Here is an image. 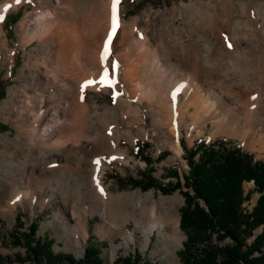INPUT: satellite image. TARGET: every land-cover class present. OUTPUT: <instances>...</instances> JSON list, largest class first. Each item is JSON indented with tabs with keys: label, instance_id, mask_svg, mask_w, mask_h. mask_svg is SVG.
<instances>
[{
	"label": "rangeland",
	"instance_id": "374dc122",
	"mask_svg": "<svg viewBox=\"0 0 264 264\" xmlns=\"http://www.w3.org/2000/svg\"><path fill=\"white\" fill-rule=\"evenodd\" d=\"M59 1L62 6L53 0H20L19 3L0 0V10L7 7L0 20V257L6 264H29L23 260L28 251L26 243L35 242L21 237L18 245L13 236L15 228L29 232L34 227V239L51 241L55 253H70L78 258L88 242H93L100 248L106 264H113L116 258L135 251L152 264H183L178 252L186 233L179 221L185 202L182 190L189 189L182 185L180 189L163 193L156 187L145 186L147 176L167 184L177 180L166 177L175 169L184 184V174L189 171L185 145L191 148L199 139L206 143L222 140L229 146L253 153L255 159L264 160L260 144L253 147L239 136L213 134L215 120L231 121L232 116L225 112L231 101L242 108L251 104L254 129L264 126V0H119L116 11L122 25L119 24L108 42L107 52L104 51L107 40L97 38L96 22L102 5L109 0ZM71 8L74 13L70 15ZM45 10L53 12L59 26L60 23L64 27L75 25L84 18V25L91 28L90 32L85 30L88 36L85 44L96 51L99 49L97 60L85 55L76 60L80 70L100 85L84 89L85 114L77 117V122L74 116V126L79 133L72 137L80 146L49 143L53 139L51 135L62 128L68 129V121L52 123L53 133L41 131L49 122L50 112H60L68 104L76 105L79 90L72 78L76 71L72 69L70 74L69 63H66L67 76L62 79L71 84L70 94H66V87L60 82L44 86L42 74L53 73L51 63L57 57L56 46L47 48L37 39L29 42L26 23L32 21L37 12ZM214 25L226 31L229 41L225 42L224 50L220 48L217 52L214 51V46L219 48ZM146 47L155 50L161 59L159 79L153 89L163 95L158 93L157 98L167 96L170 103L177 104V109L182 111L178 138L164 122L166 115L156 97L141 93L144 83L139 77L142 63L138 53ZM113 62L127 67L131 80L124 83L121 79L120 82L128 95H132L133 104L139 107L142 126L132 123L119 110L115 90L101 85L106 71L112 70ZM198 67L202 71L194 82L203 91L209 87L216 90L224 103H218L217 96L210 95L211 101H217L210 118L200 117L194 131L189 132L193 108L188 100L189 86L184 82L194 77ZM207 67L214 72L210 78L205 73ZM58 69L60 72V65ZM167 86L169 88H165ZM29 96H35L34 100L29 101ZM39 109H43L44 114L39 116L37 131L31 133ZM99 137L110 138L119 149L127 151L129 161L112 155L101 157V151L94 145V139ZM41 138H45V142ZM176 142L180 151L176 150ZM97 166L102 167L103 192L97 190L94 181ZM133 179L141 184H135ZM244 190L245 193L250 191L249 198L242 204L247 211L264 190H255L253 181L245 183ZM157 220L165 223V232L170 238L165 239L155 230L143 247L141 229ZM138 224L141 228L134 232ZM77 225L84 228L85 234L74 230ZM128 232H134V239L125 246L124 237ZM77 239L79 253H76ZM227 241L224 239L222 243Z\"/></svg>",
	"mask_w": 264,
	"mask_h": 264
},
{
	"label": "trees",
	"instance_id": "16d2710c",
	"mask_svg": "<svg viewBox=\"0 0 264 264\" xmlns=\"http://www.w3.org/2000/svg\"><path fill=\"white\" fill-rule=\"evenodd\" d=\"M185 149L189 171L184 174V184L175 169L166 176L176 177L175 182L163 184L148 175L145 183L163 193L182 185L189 189L182 190L185 202L180 210V227L186 233L178 252L182 263L264 264V193L251 210L242 207L250 195V191L245 193V183L253 181L255 190H264V160L255 159L253 153L222 140L206 143L199 139L191 148L185 145ZM260 227L261 231L256 232ZM14 230L13 238L18 245L21 237L35 242L26 243L28 251L23 260L29 264H106L100 248L93 242H88L82 256L77 258L70 253H55L49 240L40 237L35 240L34 227L29 232ZM224 239L228 241L222 243ZM0 264H6L2 257ZM113 264L152 263L135 251L116 258Z\"/></svg>",
	"mask_w": 264,
	"mask_h": 264
},
{
	"label": "bare ground",
	"instance_id": "6f19581e",
	"mask_svg": "<svg viewBox=\"0 0 264 264\" xmlns=\"http://www.w3.org/2000/svg\"><path fill=\"white\" fill-rule=\"evenodd\" d=\"M53 1L57 5L62 6V4L59 0H53ZM111 2L112 1L109 0V1H107V3L102 5L103 10H102L100 15L98 14L99 17H97L96 29H98V31H99L97 38L99 40H102V41H106V40L108 41V34L111 30V17H112V6L110 5ZM6 8H3L0 10V20L3 19L4 15L7 11ZM67 9H68V7H67ZM70 10H68V11L70 12V15H71L74 12L72 11V8ZM53 18H54L53 12H51L50 10L37 12L36 15L34 16V18L32 19V21H28V23H26V31L29 30L28 32H30L28 41L30 42V41L37 39L39 41H42L44 43V45H46L47 48H50V49L53 47L52 45L56 46L55 53L57 54V57H56L55 61L51 63V65L53 64L52 65L53 73L51 75H45V74L43 75L41 73L42 76L45 78L44 86H47L50 83L54 84L55 82H60L62 85H64L66 87V94H70L72 91L71 84L69 85L67 82L63 81L64 79H62V78H65L67 76L66 63L71 64L72 68H71V70H69L70 74H71V71L72 72H73V70L76 71V72L72 73V78L75 79L77 86L79 88V90L77 92L78 102L76 103V105H74V107H71L68 104L65 108L61 109L60 112H58L57 110H53L52 112H50V114L48 116L49 122L46 124L45 127L41 128V131L44 132L45 134L53 133V129L51 128L52 123H59V122L65 123V121H68L69 125H70L68 127V129L66 130V129L62 128L61 130L58 131L57 134L51 135V137H53V139L49 143L54 144V146H56V145L57 146L69 145L70 147H73L76 145L78 146L80 144L78 140H73L72 134H74V133L77 134V132H78L74 126L75 119L77 122V117H82L85 114L84 103L86 100V95L84 94V89L87 87H98V86H100L99 84L95 83V79L90 78L89 76H87L86 74H84L80 70L78 64L76 63V60L77 59L79 60L81 58V55H85L90 60H97L99 58V55L97 54V51L99 49H97V51H96V50L90 48L89 45H88L89 46L88 47L85 44V42H87L86 37H88L85 35V32H86L85 30H88L90 32L91 28H90V26H88V24L84 25L86 23L84 18H81L79 20L77 19L78 21L75 22L76 23L75 25H69L68 27H64V25H62L61 23H60V26L57 25ZM118 24H120V26L122 25L121 18H118ZM96 29H95V31H96ZM226 29H227V27H226ZM89 32H87V35H89ZM213 33H214V38L216 40V43L219 45V48L214 46V51L217 52L220 48L224 50V47L226 46L225 45L226 31H224V29L222 30L218 26L214 25L213 26ZM89 38H91V37L89 36ZM25 41H27V40H25ZM28 41H27V43H29ZM138 55H140V57H141L140 60L142 63V68L141 69L139 68V77L144 83V86H143L144 89L142 90L141 93L144 96H147L149 98H152V97L155 98L156 97V99H157L156 101L158 102V105L160 104L159 105L160 108L162 109V111H164L163 113H165V115H166L164 122L169 126V129L174 134L175 138H178V135H179L178 125L183 120L182 111H180L179 107L177 109V104L172 105L167 96H162V98H157V95L160 92L153 89V85L155 83H157L158 79H159L157 76V72H159L158 69L161 66V59L159 58L158 53L155 50H152L150 48L144 49L143 51L141 50L138 53ZM194 60H196V59H194ZM193 63H194V61H193ZM58 65H60V72L61 73L59 72ZM106 65H109L108 61L106 62ZM199 68L200 67H198V71L194 74V77L192 79H188L186 82H184V84L187 85V87L189 86V88H188L189 89L188 100L190 101L189 104H191V106L193 108V110H191L192 112L190 114L191 123L188 125V131L189 132L194 131V129L196 128V123H198L197 121L200 117L202 118V116H203L205 118H210L211 110L214 109L215 103L217 102L215 100L211 101L210 95H216L217 99H218V103H224V100H222V97H221L222 95L220 96L219 94H217L216 90L209 87L207 91H205V90L203 91L202 89H200V86H198L194 82L195 78H197L198 74L202 71V68H200V69ZM144 71H145V73H144ZM147 72H150V74ZM192 72H195V71H192ZM205 73L210 78V77H212L214 72H213V69H211L210 67H207V68H205ZM219 76H220V74H219ZM121 79H123L124 83H127L129 80H131V78L128 75L127 67H121V66H119V64H116L115 68H113V66H112L111 71H106V73L104 75L103 83H101V85H107L110 88L114 89L115 92L117 93V103H118L119 110L123 114H125L127 117H129L132 123L137 124L139 126H142V119L140 117L139 107L134 105L133 102L131 101L130 96H132V95H130V96L128 95V93L126 92V89L124 88V86L120 82ZM191 81H192V85H193L192 88H190ZM159 85H160V83H159ZM219 85H221V84H219ZM155 86H157V85H155ZM165 88H169V87L167 86ZM229 89L231 90V86L229 87ZM160 94L163 95L162 92ZM235 95H237V94H235ZM35 96H38V95L35 94ZM35 96H29V101H31V98L34 100L33 97H35ZM43 102H44V100L41 99V103H43ZM234 102L231 101V102L227 103V106L229 105L230 107L226 108V111H225L227 113V115L232 116L231 121L225 122V121H222L221 118L218 119L217 121L215 120L216 127L213 130V134L215 135L216 133H226V134L239 136V138H241L244 141V143H246L249 146L251 145V146L255 147L257 144L258 145L260 144L261 145L260 149H262V151H264V126L261 127L260 129H257V130L254 129V113H253V110H252L253 108L251 107V104H247L245 107L242 108V106L240 104L234 103ZM161 109H159V110H161ZM38 112H39L37 114L38 116H36V118H35L36 120L34 119L35 121L32 123V127L30 129L31 133H34L35 131H37V127L39 126L38 125L39 116L44 111H43V109H39ZM43 114L44 113H42V116H43ZM74 116H75V119H74ZM220 116L223 117L224 115L221 114ZM73 120H74V122H73ZM127 120H129V119H127ZM41 140L45 142V138H43V139L41 138ZM94 145H96L98 147V149L101 151L100 152L101 157H105L106 155H112V156H116L118 158L120 157V158L124 159L125 161H129V159H130V157L127 154V151L119 149V147L116 144H114L110 138L109 139H103L100 137L95 138L94 139ZM176 146H177L176 150L180 151L181 148H180V145L178 142H176ZM92 150L93 149L88 150V151L92 152ZM97 153H96V155H97ZM88 155H90V154L88 153ZM92 155H93V153H92ZM98 163H100L99 165H102L103 161L101 159H99ZM101 175H102V167L97 166V168L95 170V174H94V181L97 184V190L103 192L104 189H103V186L101 185V182H102L101 181ZM28 190L29 189H27V191ZM177 222H178V220H177ZM164 224L165 223L163 221L157 220V221H154L151 224H149L147 226V228L141 229V230H143V236H142L143 247H146V245L148 244L150 236L153 234V232L155 230H157L159 233L164 235L165 239L170 238V236H168V234L165 232V225ZM140 228L141 227L138 224L136 226L134 232ZM74 230L81 231L83 234H85L84 228L80 227L78 225ZM134 232H128L126 234V236L124 237V245L125 246H129L131 241H133ZM79 242H80L79 239H77L76 240V253L81 252V250L78 248Z\"/></svg>",
	"mask_w": 264,
	"mask_h": 264
},
{
	"label": "snow or ice",
	"instance_id": "6c2138e0",
	"mask_svg": "<svg viewBox=\"0 0 264 264\" xmlns=\"http://www.w3.org/2000/svg\"><path fill=\"white\" fill-rule=\"evenodd\" d=\"M20 0H16V3H19ZM119 0H112V17H111V30L108 34V41L105 42L104 51H108V42L111 40L112 36L115 34L116 29L118 28V17H117V11L116 6L118 4ZM225 42L227 43V37H225ZM228 47H231V44H228ZM113 68L116 67L115 62H113ZM103 79V77H102ZM252 99H255V97H252Z\"/></svg>",
	"mask_w": 264,
	"mask_h": 264
}]
</instances>
